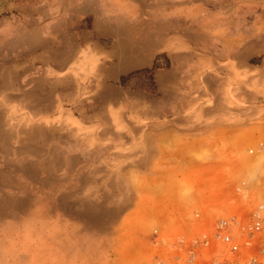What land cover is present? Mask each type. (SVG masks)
I'll list each match as a JSON object with an SVG mask.
<instances>
[{
	"label": "crops",
	"instance_id": "obj_1",
	"mask_svg": "<svg viewBox=\"0 0 264 264\" xmlns=\"http://www.w3.org/2000/svg\"><path fill=\"white\" fill-rule=\"evenodd\" d=\"M52 8L38 10L31 24L33 30L23 24L19 29H6L14 36L8 41L12 52L3 64L0 62V148L18 154V147L25 149L24 162L30 164L27 172L34 173L39 160H43L40 154L45 140L47 146L60 144V128L54 125L60 117L62 100L70 102L73 122L79 115L82 120L97 123L100 131L110 128L119 122V118L115 122L110 117V107H118L121 98L146 99L143 92L120 90V74L160 61L166 66L156 72L162 95L158 101L147 94L145 114L165 118L149 124L145 140L148 149L143 151L148 159L141 163L172 160L175 156L187 161L196 150L219 165L222 148L227 147L229 159L235 160L260 137L254 131L264 132V0H55ZM30 50L36 56L34 61L25 57ZM92 65L94 82L105 86L91 98L106 95L104 101L99 98L101 102L96 100L95 105L80 108L76 94L79 80L76 74L66 72L74 66L87 69ZM62 82L70 83L64 91ZM110 88L120 93H108ZM194 102L196 110L188 109ZM93 114L99 116L90 119ZM75 135L72 133L70 138ZM189 137L193 138L187 139L190 144H184ZM87 141L76 140L74 144L91 147ZM187 146L195 148L193 154ZM84 153L89 155V150ZM51 173L49 170L50 179L54 178ZM147 174L142 172L140 177H152ZM215 175V171L205 174L207 182L201 190L187 193L182 187L164 194L149 193L155 201L143 208L156 212V223L150 228L140 224L134 233L136 241L127 237L121 241L132 246L128 257L123 254L125 258L134 260L145 239H152L155 245L167 240L172 236L171 227L192 231L200 225V216L188 217L190 197L203 210L214 213L212 209L221 204V191L207 185ZM81 176L91 178L93 172ZM233 204L238 205L235 201ZM88 205L93 203L84 204ZM57 207L68 209L66 203ZM81 217L86 219L83 228L88 229L81 233L82 225L77 227L79 239L96 228L103 232L107 227L94 226L85 213ZM113 239L119 244L118 251L108 249L107 236L100 239V252L105 250L110 258L120 259V237Z\"/></svg>",
	"mask_w": 264,
	"mask_h": 264
},
{
	"label": "rangeland",
	"instance_id": "obj_2",
	"mask_svg": "<svg viewBox=\"0 0 264 264\" xmlns=\"http://www.w3.org/2000/svg\"><path fill=\"white\" fill-rule=\"evenodd\" d=\"M54 1L0 0L1 63L12 52L8 41L13 35L10 36L6 29H19L23 24L33 30L31 24L36 21L38 10H52ZM65 5L68 7L69 4ZM16 52L18 54L20 51ZM25 57H29L31 61L36 59L32 50L25 52ZM92 66L87 69L74 66L72 71L66 72L76 74V79L79 80L76 94L80 98V108L95 105L99 98L104 101L106 95L102 93L96 100L91 98L96 90L105 86L104 83L94 82L95 66L91 68ZM164 68L166 66L160 61L149 67L120 74V90L128 93L143 92L146 99L131 96L121 98L118 107H110V117L115 122L119 118V122L102 131L97 123L82 120L79 115L76 122H73L70 119L73 116L68 110L71 109L70 102L62 100L60 117L56 116L60 120L56 118L54 125L60 128V144L47 146L49 142L45 140L46 144L40 154L43 160H39L41 162H38L34 173L26 171L30 164H26L27 153L24 148V151L17 148L20 154L13 150L5 152L4 147L0 148V264H188L187 260L193 252L205 259L218 258L232 264H245L251 258L264 264V233L251 247L246 246L245 236H240L236 230H232V243L213 239L221 220L236 215L248 217L250 221V216L257 207L264 205V132L254 131L260 137L247 146L245 151L240 152L235 160L229 159L227 147L222 148L219 165L214 162L215 159H209L200 152L197 154L196 150L193 154L195 148L188 146L193 158L187 161L175 156L172 160L168 158L165 161L140 162L148 159L143 151L148 149L145 140L149 124L162 122L165 118H149L145 114L148 107L147 94L156 96L158 101L162 95L156 82V72ZM195 80L197 81L194 77ZM65 83H61L62 91L70 85L69 82ZM108 91L115 96L120 93L114 88ZM71 101L75 102V99L71 98ZM196 108L194 102L188 109L195 111ZM91 110L94 111L93 108ZM96 116L93 114L89 118L94 119ZM72 133L76 135L70 138ZM83 139H87L91 147L74 144L76 140ZM187 139L193 138H186V145L190 144ZM85 150H89V155L85 156ZM49 170L54 174L52 179L48 177ZM214 171L216 175L210 178L207 185L221 191V204L212 209L214 213L206 212L195 198L190 197L188 217L196 219L200 216V225H195L192 231L171 227L172 236L167 240H160L155 245L152 239H145L141 241V251L135 253L138 256L134 260L125 258L124 255L128 257V250L132 246L122 244L121 241L125 237L136 241L134 233H137L135 231L140 224L150 228L156 223L153 217L156 212L143 208L155 201L151 200L149 193L156 191L164 194L171 188L182 187L187 193L201 190L202 185L205 186L204 182H207L205 174H212ZM87 172H93V176H81ZM126 172L129 174H125ZM142 172H148L147 176L152 177H140ZM118 173L121 176L125 174V177H117ZM234 201L237 206L233 204ZM65 203L67 210L55 209L58 208L57 205ZM90 203L93 205L84 206ZM230 203L232 204L229 205ZM84 213L94 226L103 224L107 227L103 232L96 228L91 234H84L83 240L75 232H78L77 227L81 225L79 232L81 230L84 233L88 229L87 226L83 228L86 219L81 215ZM104 231L110 240L107 247L112 248L115 253L119 244L113 237H120V259L110 258L105 250L100 252V239L107 238L104 237ZM204 235L210 237V246L204 247L201 242L198 246L195 245L194 241H201ZM234 245L238 246L237 252L232 251Z\"/></svg>",
	"mask_w": 264,
	"mask_h": 264
},
{
	"label": "built area",
	"instance_id": "obj_3",
	"mask_svg": "<svg viewBox=\"0 0 264 264\" xmlns=\"http://www.w3.org/2000/svg\"><path fill=\"white\" fill-rule=\"evenodd\" d=\"M240 192V191H239ZM249 218L245 216H231L228 219L221 220L216 229V233L213 236V239L216 241H223L224 243L233 242V231L236 230L240 236L244 235L246 239V246L251 247L252 244L258 239V237L264 233V205L260 204L255 212ZM201 242L202 246L209 247L211 244V239L207 235H204L201 241H194V244L198 246ZM238 246L234 245L232 248L233 252H237ZM188 264H232L227 263L218 258L205 259L199 253H191L189 259L187 260ZM245 264H262L258 262L255 258H251Z\"/></svg>",
	"mask_w": 264,
	"mask_h": 264
}]
</instances>
